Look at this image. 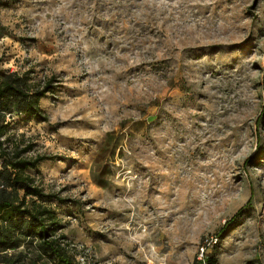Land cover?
Listing matches in <instances>:
<instances>
[{"label":"rangeland","instance_id":"obj_1","mask_svg":"<svg viewBox=\"0 0 264 264\" xmlns=\"http://www.w3.org/2000/svg\"><path fill=\"white\" fill-rule=\"evenodd\" d=\"M0 24V71L54 79L8 138L47 157L26 174L75 263L264 264V0H0Z\"/></svg>","mask_w":264,"mask_h":264},{"label":"trees","instance_id":"obj_2","mask_svg":"<svg viewBox=\"0 0 264 264\" xmlns=\"http://www.w3.org/2000/svg\"><path fill=\"white\" fill-rule=\"evenodd\" d=\"M5 33L0 24V39ZM30 75L0 71V264H77L61 244L64 236L57 237L62 224L56 211L35 199L50 201L56 196L45 194L26 174L47 157L25 158L28 149L9 146L14 118L46 121L41 100L56 92L54 79L36 86ZM206 262L216 263L209 257Z\"/></svg>","mask_w":264,"mask_h":264},{"label":"built area","instance_id":"obj_3","mask_svg":"<svg viewBox=\"0 0 264 264\" xmlns=\"http://www.w3.org/2000/svg\"><path fill=\"white\" fill-rule=\"evenodd\" d=\"M201 250L203 251L202 254H201V257H204V251L205 250H204V248H201ZM82 261H83V259H82ZM200 264H208V263L206 262V259L205 258H202Z\"/></svg>","mask_w":264,"mask_h":264}]
</instances>
